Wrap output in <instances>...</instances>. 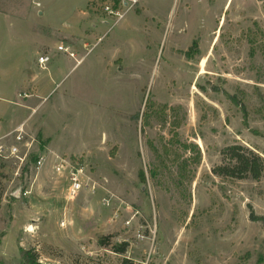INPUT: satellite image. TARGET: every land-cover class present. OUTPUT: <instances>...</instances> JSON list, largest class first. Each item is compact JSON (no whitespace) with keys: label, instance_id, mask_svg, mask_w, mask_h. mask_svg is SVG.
I'll return each instance as SVG.
<instances>
[{"label":"rangeland","instance_id":"obj_1","mask_svg":"<svg viewBox=\"0 0 264 264\" xmlns=\"http://www.w3.org/2000/svg\"><path fill=\"white\" fill-rule=\"evenodd\" d=\"M122 1L0 0V263L264 264V0Z\"/></svg>","mask_w":264,"mask_h":264},{"label":"trees","instance_id":"obj_2","mask_svg":"<svg viewBox=\"0 0 264 264\" xmlns=\"http://www.w3.org/2000/svg\"><path fill=\"white\" fill-rule=\"evenodd\" d=\"M221 153L224 163L214 168L215 174L238 179L252 178L259 180L261 178L264 171V160L253 150L240 144H233L225 147ZM139 177L142 182H145L143 170H140ZM109 238L110 236L101 237L100 244L109 246ZM127 247L128 243L123 242L119 245H113V251L124 254ZM21 255V264H42L39 262V254L36 250H22Z\"/></svg>","mask_w":264,"mask_h":264},{"label":"built area","instance_id":"obj_3","mask_svg":"<svg viewBox=\"0 0 264 264\" xmlns=\"http://www.w3.org/2000/svg\"><path fill=\"white\" fill-rule=\"evenodd\" d=\"M139 0H123V4L127 7L133 6L136 3H138ZM106 10L108 13L116 16H121V13H119L117 10H112L110 7H106ZM58 51H62L65 53H68L70 56H74V53L70 51V49L64 45H59L57 47ZM51 61V56L49 54H41L37 58V64L40 68L45 69L47 67V63ZM17 135H16V142L20 143L23 140V135L21 133V129H17ZM3 150V149H1ZM9 151L11 154H16L19 151V146L17 144L12 145L9 148ZM44 157H40L38 161L39 167L43 164ZM55 168L58 174L62 177H66L69 181V196L73 198L77 193L81 190H86L88 192H91L92 194L96 191V186L90 182V178H86V180L83 178V168L82 167H75L68 163L67 160H61L55 164ZM123 264H133L131 260L125 261Z\"/></svg>","mask_w":264,"mask_h":264},{"label":"bare ground","instance_id":"obj_4","mask_svg":"<svg viewBox=\"0 0 264 264\" xmlns=\"http://www.w3.org/2000/svg\"><path fill=\"white\" fill-rule=\"evenodd\" d=\"M205 62V59L202 60L201 65L203 66ZM30 230V229H29Z\"/></svg>","mask_w":264,"mask_h":264}]
</instances>
